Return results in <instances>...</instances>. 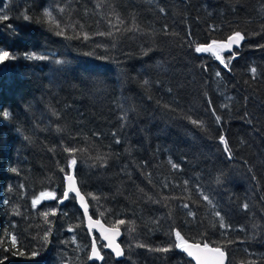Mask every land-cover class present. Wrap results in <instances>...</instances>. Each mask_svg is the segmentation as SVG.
I'll list each match as a JSON object with an SVG mask.
<instances>
[{"label": "trees", "instance_id": "trees-1", "mask_svg": "<svg viewBox=\"0 0 264 264\" xmlns=\"http://www.w3.org/2000/svg\"><path fill=\"white\" fill-rule=\"evenodd\" d=\"M28 6L0 0V15L9 16L0 21V49L47 57L20 55L0 65V258L7 255L6 264H193L172 247L180 231L187 241L225 251L226 264H264V0ZM45 8L59 29L38 22ZM60 29L64 35H55ZM235 31L245 39L234 58L221 53L231 58L228 67L211 52L195 51ZM18 70L33 78L23 101L46 94L28 115L16 111L8 90L28 80ZM48 78L58 87L47 89ZM70 170L90 214L121 227V260L97 238L104 257L88 260L90 237L74 197L58 203ZM53 190L57 199L32 207L35 196ZM43 212L50 213L48 223ZM221 218L228 227H220ZM12 234L25 250L43 246L41 254L5 253ZM162 248L171 250L155 251Z\"/></svg>", "mask_w": 264, "mask_h": 264}, {"label": "snow or ice", "instance_id": "snow-or-ice-1", "mask_svg": "<svg viewBox=\"0 0 264 264\" xmlns=\"http://www.w3.org/2000/svg\"><path fill=\"white\" fill-rule=\"evenodd\" d=\"M0 11H2V10H0ZM60 11L62 12L63 9H60ZM161 11H163V9H161ZM22 15H23V19L25 21H29L31 19V17L28 14H26V13H23ZM8 19H9L8 15H6V14L5 15H0V21H6ZM41 21L51 23V24L55 25V28H57V29L60 28V25H59L58 21L53 17L52 11L49 10L48 8H45L44 11L42 12L41 18H40V20H38V22H41ZM121 23H122V21H121ZM8 27L10 29H12L13 33H17V30L15 28H13L12 25H8ZM104 34L105 33H100V35H104ZM107 34L111 35V33H107ZM55 35L63 36L64 35V30L60 29L59 31H56ZM69 38H71V37H69ZM87 38L88 37L85 34V39H87ZM244 39H245V36L242 35L241 32L235 31L232 35L227 37V41L225 43L220 44V45L217 46V42L215 40H213L209 44L197 45L196 48H195V51L197 53L212 52V54L215 56V58L217 60L220 61L221 64H223L225 67H228V65L231 63V58H229L227 61H225V59L223 58L221 53L224 50L231 51L233 45H236L237 47H239L240 46V42L242 40H244ZM262 47H264V46H262ZM145 54H147V53H145ZM20 55H23V57L25 59H29V60H43V59H47L46 56L37 55L34 52H32V53L25 52V53L19 54V53L10 52L8 50L0 49V65H4L6 61L16 60V59H18L20 57ZM235 56H236V53L232 52V58H234ZM56 63L59 64V63H62V61L57 60ZM251 71L253 73H255L256 69L252 68ZM216 75L219 76L220 73L217 72ZM145 83H147V81H145ZM3 115L5 116V118H7L9 116V113L8 112H4ZM216 119L219 122L220 117L217 116ZM193 123H197V122L193 121ZM57 130L59 131V129H57ZM220 141H221V143L225 144V151H229V149L227 148V143H226L225 138L223 136L220 137ZM64 151L68 152V153H73V152L77 151V149L66 147L64 149ZM80 151H83V150L81 149ZM75 164H76V159L73 157L71 159V161H70V166L75 165ZM172 166H173V168L176 167L175 164H173ZM10 170L13 173L17 172V169L14 168V167L11 168ZM60 170L64 171L65 169L61 168ZM65 179L68 181V188H67V190H65L63 192V198L60 199L58 201V203H62L64 199H69L70 198L69 194L74 192L75 196L79 197L80 200H81V206L84 208V215L88 216L87 204L84 202V197L81 195L80 191L76 187V181H75L74 177L72 175H66ZM45 199H57L55 191L53 190L51 192H49V191L40 192V194L38 196H35L32 199V207L36 208V206L38 204H40L42 200H45ZM205 199H207V197H205ZM4 203L7 204L8 201H4ZM184 207H188V205L185 204ZM245 208H247V205H245ZM14 214L19 215L20 213L18 211H15ZM49 214L50 213H48V212L41 213V215H43L44 218H45V223L49 222L48 221ZM55 214H56V210L53 209L52 212H51V215H55ZM189 214L192 215V213H189ZM216 215L219 216V213H216ZM88 218L91 221V217H88ZM97 223H99V221H97ZM123 223H124L123 220H118L117 221V224H123ZM228 226L229 225H227L225 223L223 218H221L220 227L221 228H225V227H228ZM50 231H51L50 229L46 230L44 236L42 237V239L44 240L45 243H47V238H48V235L50 234ZM69 231H71V229H69ZM102 235H104V234L102 233ZM104 239H108V236H104ZM175 241L176 242H175V244L172 247H174L176 249H180L183 252L187 253V255L189 257H192V258H194L197 261V264H203V262L201 261L200 257L196 254L197 251L200 250V244L199 243L189 244L188 241L184 238V236L181 235L180 231H175ZM10 245H11L10 247L6 246V247L3 248V251L5 253H11V256H13V257H21V258H25V259H34V258H36L37 256H39L41 254V249L43 247V246H40L38 248L25 250L23 245H18L17 237H16L15 234H12L11 237H10ZM107 246L112 248V250L115 252L117 257H120L121 255H123V252L121 251L119 245H115V247H113V244L109 243ZM203 248L204 249H208L209 251H212V252H214V253H216L218 255L219 259L216 261V264H224L225 252L222 251L219 247H216V248H213V249H209L208 248V244L204 243ZM170 250H171V248L155 249V251H164V252H168ZM8 258L9 257L7 255L4 256L3 258H0V264H6V261L8 260ZM93 258L98 259V260L99 259H103V257L100 255V252L97 250L95 239L93 240V243L91 245V256H89V259H93Z\"/></svg>", "mask_w": 264, "mask_h": 264}, {"label": "water", "instance_id": "water-1", "mask_svg": "<svg viewBox=\"0 0 264 264\" xmlns=\"http://www.w3.org/2000/svg\"><path fill=\"white\" fill-rule=\"evenodd\" d=\"M232 34H230V35H232ZM230 35H228V36H230ZM227 37L224 38L223 40L216 41L217 42V46L220 45V44L225 43L227 41ZM209 43H211V42L204 43L202 45L209 44ZM241 43H242V41L240 42V45H241ZM237 48H239V47H237L236 45H233L231 51L224 50L222 53H224V54H231ZM66 175H72L74 177L75 181H76V178H75V175H74L73 170H71L69 173L65 174L64 175V191L67 190V188H68V181L65 179V176ZM76 187L80 191V189L78 187V184H77V181H76ZM80 193L84 197V202L87 204V207H88V202H87L86 197L84 196V194L81 191H80ZM70 194H72L75 197L76 206L80 210V212L82 213V216H83V219H84L85 228H86V230L88 232V235L91 238V245L93 243V240L95 239V236L94 235H97L98 239L102 243H104L105 249L110 252V254L113 256V258L115 260H121L123 258V256H124L123 247H122V245L120 243V240H121L122 234H123L121 228L120 227H115V226H109V225L105 224L100 219H96L94 217L92 218V216H90V214H89V208H88V216H85L84 215V208L81 206V200H80V198L79 197H76L74 192H72ZM65 200L66 199H64L63 202ZM63 202L60 203V204H63ZM88 217H91V221L89 220ZM97 221H99V223H97ZM102 233L104 235H102ZM104 236H108V239H104ZM95 242H96L97 250L100 252V255L103 257V254H102L101 250L98 247V244H97L96 239H95ZM109 243H112L113 244V247H115V245H119L121 251L123 252V255H121L120 257H117L116 254H115V252L112 250V248H110V247L107 246ZM188 243L189 244H193V243H196V242L189 241ZM199 244H200V250H198L196 254L200 257V259L203 262V264H216V261L219 259L218 255L216 253L212 252V251H209L208 249H204L203 248V244H201V243H199ZM208 248L209 249H213L215 247L208 246ZM184 254L187 257H189L187 255V253L184 252ZM89 256H91V247H90V250H89V253H88V260L90 262H94V261L101 262L102 261V259H99V260L98 259H95V258L89 259ZM189 258L193 261L194 264H197V261L194 258H192V257H189ZM226 261H227V256H226V253H225L224 264H226Z\"/></svg>", "mask_w": 264, "mask_h": 264}, {"label": "rangeland", "instance_id": "rangeland-1", "mask_svg": "<svg viewBox=\"0 0 264 264\" xmlns=\"http://www.w3.org/2000/svg\"><path fill=\"white\" fill-rule=\"evenodd\" d=\"M21 1H23V4H26V5H29L28 7H31V4H34V3H36V1L37 0H30V2H28V0H21ZM32 1V2H31ZM16 20H20L19 18H17ZM18 25H20L19 23H18ZM19 28V27H18ZM2 35V38H5L6 37V35H4V32L1 34ZM25 35V33H23V36ZM6 39V38H5ZM31 63V62H30ZM28 67H30L29 69H31L32 68V63L31 64H29L28 65ZM20 70V69H19ZM18 70V71H19ZM19 73H20V75H22L21 76V78L22 77H24V79L26 78V79H28V76L30 75V72L29 71H25V70H23V71H19ZM85 76H83V78H84ZM95 77V76H94ZM82 78V77H81ZM23 79V78H22ZM31 79H33L32 77H30L27 81H25V82H21V83H18V85H17V91H15L13 88H9L8 90H9V92H10V94L12 95V96H14V98H15V100H16V106H15V108H16V111H20V112H24L25 113V115L27 114L28 115V113L32 110V105L34 104V103H36V102H42V101H44V99H45V97H46V94L44 93V91H42V92H40V93H38V96H36V94H29V99H27V102L26 101H23V94H24V90H27V89H29V87H31L29 84H30V80ZM35 80L37 79V78H34ZM17 80H18V76H17ZM64 80V79H63ZM84 80H86V77H85V79ZM37 81V80H36ZM33 82H34V80H33ZM48 82H50V84H48L47 85V89H55V87H58V85L56 84V85H54V83L50 80V78H48ZM35 85H36V83H34ZM38 84V83H37ZM39 85V84H38ZM99 88H100V86H99ZM4 91L6 92V94H8V91H6V89H4ZM95 92H97L98 93V91H95ZM99 94V93H98ZM100 95V94H99ZM100 96H102V95H100ZM22 101H23V103H22ZM45 113H47L48 115L50 114L49 113V110H47L46 109V106H44L43 107V109H42ZM3 126V129H5L6 131H7V133H8V135H9V129H8V126H6V125H2ZM6 139H8V136H7V138ZM90 237V236H89ZM90 242H91V238H90Z\"/></svg>", "mask_w": 264, "mask_h": 264}]
</instances>
